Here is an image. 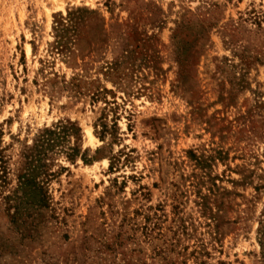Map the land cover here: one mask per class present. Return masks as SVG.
I'll return each mask as SVG.
<instances>
[{"label": "rangeland", "instance_id": "obj_1", "mask_svg": "<svg viewBox=\"0 0 264 264\" xmlns=\"http://www.w3.org/2000/svg\"><path fill=\"white\" fill-rule=\"evenodd\" d=\"M0 159V264H264V0H0Z\"/></svg>", "mask_w": 264, "mask_h": 264}, {"label": "trees", "instance_id": "obj_2", "mask_svg": "<svg viewBox=\"0 0 264 264\" xmlns=\"http://www.w3.org/2000/svg\"><path fill=\"white\" fill-rule=\"evenodd\" d=\"M71 27H75V23L73 21L71 22ZM63 29H65L64 26ZM56 128V130L45 129L35 140L34 146L31 148L32 150L29 154L30 156H27L30 158L27 159V166L23 173L18 176L19 188L22 191L23 198L36 205L45 204L47 199L43 188V184L45 182L37 179L41 174L46 175V171L42 169L41 163L42 155H44L45 149L47 150L48 147L54 145L60 140H63L64 137L70 134L73 135L76 140L79 139V127L74 122L69 120H67L65 124H61V122H59ZM76 151V147H72L69 155H73Z\"/></svg>", "mask_w": 264, "mask_h": 264}, {"label": "bare ground", "instance_id": "obj_3", "mask_svg": "<svg viewBox=\"0 0 264 264\" xmlns=\"http://www.w3.org/2000/svg\"><path fill=\"white\" fill-rule=\"evenodd\" d=\"M86 133H87V135L91 136V133H90V130L88 127L86 128Z\"/></svg>", "mask_w": 264, "mask_h": 264}]
</instances>
